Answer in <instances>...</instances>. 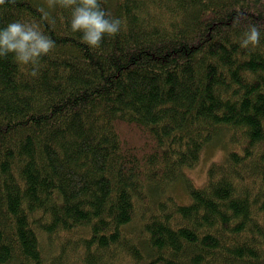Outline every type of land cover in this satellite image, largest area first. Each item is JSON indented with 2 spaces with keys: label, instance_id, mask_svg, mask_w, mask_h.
Returning <instances> with one entry per match:
<instances>
[{
  "label": "trees",
  "instance_id": "obj_1",
  "mask_svg": "<svg viewBox=\"0 0 264 264\" xmlns=\"http://www.w3.org/2000/svg\"><path fill=\"white\" fill-rule=\"evenodd\" d=\"M46 1L0 6L55 41L0 57V264H264V0H99V48Z\"/></svg>",
  "mask_w": 264,
  "mask_h": 264
},
{
  "label": "clouds",
  "instance_id": "obj_2",
  "mask_svg": "<svg viewBox=\"0 0 264 264\" xmlns=\"http://www.w3.org/2000/svg\"><path fill=\"white\" fill-rule=\"evenodd\" d=\"M14 4L15 0H0V6ZM71 9L70 27L82 33L83 42L91 48H99L105 36L114 37L121 30V20L110 18L99 0H49V6ZM242 18L238 13L237 23ZM261 33L257 26L249 25L240 43L244 49H255L260 44ZM55 49V41L45 35L34 23L14 21L0 29V57L13 55L20 65L31 66L29 75H39L40 61Z\"/></svg>",
  "mask_w": 264,
  "mask_h": 264
},
{
  "label": "rangeland",
  "instance_id": "obj_3",
  "mask_svg": "<svg viewBox=\"0 0 264 264\" xmlns=\"http://www.w3.org/2000/svg\"><path fill=\"white\" fill-rule=\"evenodd\" d=\"M41 1L44 3L47 2L46 0H41ZM216 146H218V145H216ZM211 151H212L211 149H207L206 147H204L202 150L201 156H200L201 160H200L198 166L194 170L187 172V176L191 179V181L193 182V184L195 186L202 185L204 178H205V171H206V167H207L206 163H208L209 160H211L212 158L213 159L215 158V156L213 155V152H211ZM172 193L175 196V198L177 199V201L182 203V204L185 202L187 204L190 201L187 192L185 193L183 188L179 185L173 189Z\"/></svg>",
  "mask_w": 264,
  "mask_h": 264
}]
</instances>
